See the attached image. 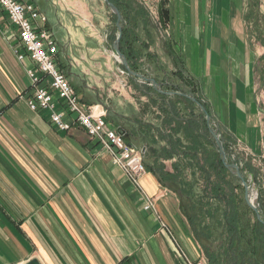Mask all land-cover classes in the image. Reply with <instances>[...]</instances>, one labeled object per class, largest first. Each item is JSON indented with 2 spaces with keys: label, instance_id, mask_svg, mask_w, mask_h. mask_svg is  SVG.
Here are the masks:
<instances>
[{
  "label": "crops",
  "instance_id": "crops-1",
  "mask_svg": "<svg viewBox=\"0 0 264 264\" xmlns=\"http://www.w3.org/2000/svg\"><path fill=\"white\" fill-rule=\"evenodd\" d=\"M59 1L69 13L67 42L60 41L49 18L47 26L74 87L72 69H79L81 100L105 111L106 119L115 114L116 121L107 119L115 127L134 131L136 119L157 122L149 98L133 82L120 86L112 80L110 64L94 63L102 48H97L99 26L88 0ZM249 6L250 0H169L167 33L181 60L178 67L197 81L230 155L236 162L249 158L247 167L257 171L264 187V30L247 14ZM18 42L17 27L0 11V264L32 259L41 264H189L188 259H199L203 250L180 198L161 183L149 155L141 191L80 126L59 130L51 110H31L27 70L33 62L28 56L19 60ZM166 163L171 169L172 161ZM146 195L154 203L150 209Z\"/></svg>",
  "mask_w": 264,
  "mask_h": 264
},
{
  "label": "trees",
  "instance_id": "trees-1",
  "mask_svg": "<svg viewBox=\"0 0 264 264\" xmlns=\"http://www.w3.org/2000/svg\"><path fill=\"white\" fill-rule=\"evenodd\" d=\"M110 2L125 19L119 40L121 53L133 71L155 79L161 87L159 91L149 80H131L149 98L148 105L157 122L136 119L138 129L134 131L119 126L126 132L127 141L146 146L144 155L150 156L151 169L164 186L179 196L181 210L208 264H264V222L248 203L242 181L222 160L217 140L208 129L206 114L183 94H192L204 104L197 81L182 66L167 71L159 56L151 52L154 27L143 3ZM259 4L258 0H251L252 18ZM158 13L162 28L166 29L171 19L169 0L159 2ZM169 48V53L177 57L170 44ZM206 110L209 113L207 107ZM170 160L171 169L166 163ZM247 169L257 181V171ZM256 205L264 212L262 184Z\"/></svg>",
  "mask_w": 264,
  "mask_h": 264
},
{
  "label": "built area",
  "instance_id": "built-area-1",
  "mask_svg": "<svg viewBox=\"0 0 264 264\" xmlns=\"http://www.w3.org/2000/svg\"><path fill=\"white\" fill-rule=\"evenodd\" d=\"M0 11L18 29V45L15 53L19 60L29 57L33 66L27 74L31 80V93L27 103L31 110H51L50 120L59 130L80 126L92 140L102 144L109 152L114 164L120 166L126 176L142 191L141 177L147 171L143 149L127 141L126 132L113 126L106 119V112L81 100L59 62V44L54 31L47 26L48 17L33 2L26 0H0ZM61 108H57V105ZM215 130L216 126L213 122ZM210 129V128H209ZM219 135V134H218ZM220 138H222L219 135ZM229 158V155H228ZM236 162V158H232ZM249 158L236 162L247 175L250 198L257 204L259 188L256 177L247 169ZM254 185V186H253ZM255 191V192H254ZM154 206L152 198L146 195L145 208ZM189 264H208L204 254Z\"/></svg>",
  "mask_w": 264,
  "mask_h": 264
},
{
  "label": "rangeland",
  "instance_id": "rangeland-1",
  "mask_svg": "<svg viewBox=\"0 0 264 264\" xmlns=\"http://www.w3.org/2000/svg\"><path fill=\"white\" fill-rule=\"evenodd\" d=\"M139 1L143 3L148 9L149 22H151V24L154 27L153 32L155 34V39L151 47V52L156 53L159 56L162 64L167 68V71H171L170 70L171 68H176L178 67V64H181V60H178V57H174L169 53L170 52L169 44L173 48V43L171 37L167 33V28L166 29L162 28L160 14L158 13V6L161 0H139ZM33 2H36L40 6L42 11L46 13V15L49 18L50 26L57 31L60 41H62V43L67 42L68 32L65 29V24L67 23L65 16L69 18V13L67 12L63 4H61L59 0H33ZM258 2L260 3L258 10L255 11L254 9V16L255 18L258 16V19L253 18V20H255V22L260 26V28H263L264 30V0H258ZM88 7L90 9V13L94 14L95 18H97V24L99 26L98 30L100 33L98 34V42L100 43L97 44V48L98 49L102 48V53L94 57L95 58L94 63L104 65L106 68L110 64L112 66L111 77L114 83H118L120 86L123 85L124 83H127L128 86H132L130 82L133 79V77H131V74L129 73L128 69L124 67L125 65L122 63V58L118 56V54L114 50V44L117 40L119 33L117 28L118 15L114 12V10L105 0H88ZM252 8H253L252 5L249 6L247 14L249 15L252 14ZM258 11H259V15H258ZM114 14L117 16V19H115L116 17L114 16ZM123 22H125V19H123ZM252 24L253 23H251V25ZM65 62H66L65 65H67L68 62L67 61ZM72 72L74 73V76H72L73 80L71 78L70 79L74 82L76 86L75 88L78 91L79 96L81 97L82 81L80 80V78L75 76V73H78L79 69L77 67H74L72 69ZM115 117L116 116L114 114L108 117L107 119L116 121ZM141 148L145 153L144 148L143 147ZM261 183L262 180L261 178L258 177L257 174L256 185H259L260 187Z\"/></svg>",
  "mask_w": 264,
  "mask_h": 264
},
{
  "label": "water",
  "instance_id": "water-1",
  "mask_svg": "<svg viewBox=\"0 0 264 264\" xmlns=\"http://www.w3.org/2000/svg\"><path fill=\"white\" fill-rule=\"evenodd\" d=\"M110 6L111 8L114 10V12L118 15V23H117V28H118V37L117 40L114 44V50L115 52L122 58V63L125 65V67L128 69L129 73L131 74V77H133L135 80H141V81H145V80H149L151 82V84H153L155 86L156 89H158L159 91H161V87L160 85L156 82L155 79L153 78H145L143 74L137 72V71H133L131 69V67L129 66V63L126 59V57L124 56L123 53H121L120 51V46H119V40L122 34V26H123V16L121 14V12L119 11V9L117 8V6L110 2V0H105ZM185 96L190 97L193 101H195L198 105V107L206 114V118H207V122L210 128V131L213 133L214 137L217 140V143L219 145V150H220V154H221V158L224 161L225 165L228 167V169L230 171L233 172V174L235 176H237L242 182L243 185L245 186L246 189V198L248 203L250 204V206L255 210V212L257 213L258 218L264 222V212L261 211L257 205H255V203L251 200L250 198V189H249V185L247 182V175L245 173L242 172L241 168L239 167V165L236 162H232L229 161L228 158V152L226 150V147L224 145V141L222 140V138L219 137L217 131L215 130L214 124H213V117L207 112L206 107L204 106V104L202 102H200L195 96H193L192 94L189 93H183ZM259 188V186H257ZM27 264H41L39 262L38 259H32L30 260Z\"/></svg>",
  "mask_w": 264,
  "mask_h": 264
},
{
  "label": "bare ground",
  "instance_id": "bare-ground-1",
  "mask_svg": "<svg viewBox=\"0 0 264 264\" xmlns=\"http://www.w3.org/2000/svg\"><path fill=\"white\" fill-rule=\"evenodd\" d=\"M119 56V55H118Z\"/></svg>",
  "mask_w": 264,
  "mask_h": 264
}]
</instances>
